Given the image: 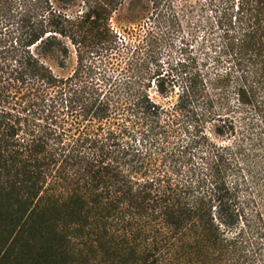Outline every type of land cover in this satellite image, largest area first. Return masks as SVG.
<instances>
[{
  "label": "trees",
  "instance_id": "1",
  "mask_svg": "<svg viewBox=\"0 0 264 264\" xmlns=\"http://www.w3.org/2000/svg\"><path fill=\"white\" fill-rule=\"evenodd\" d=\"M124 1L0 0L1 264H264V0L202 4V62L116 75L188 11L132 0L122 36Z\"/></svg>",
  "mask_w": 264,
  "mask_h": 264
},
{
  "label": "rangeland",
  "instance_id": "2",
  "mask_svg": "<svg viewBox=\"0 0 264 264\" xmlns=\"http://www.w3.org/2000/svg\"><path fill=\"white\" fill-rule=\"evenodd\" d=\"M206 1L208 0H176V4H185L188 7V11H185V16H180L179 21L171 24V26L166 29H162V31L155 35L154 38L146 39V43H141L142 47L140 46L134 54V50H132L131 53L124 50H121L118 53H116V51L115 53H112L110 57L113 56L111 60V62L114 63L113 67H115L117 63L118 66H120L118 72L114 73L116 75L119 74L125 66L135 70L148 56V60L151 59L152 62L154 60V64L161 66L163 74L169 72V69L176 66L177 62H187V59L193 58L194 56H197L199 62H202V59L204 58L203 39L205 38V30H203V28H197L196 26H198L197 21H201V16L203 15V13L200 12V7H202V4ZM138 8L139 5L137 3L132 0H125L118 12H116L110 20V25L113 30L124 36L122 29H129V25L132 26L134 24L128 22L124 16L135 13L138 11ZM135 44H137V42H135ZM75 59L74 49L73 47H70V56L65 61L64 69L58 68L54 61H48V65L53 74L57 76H66L72 72L75 66ZM99 62L100 61L96 60V63ZM110 67L111 66H108L106 70L107 74H112L113 71H116ZM151 96L156 102L162 105L166 104V102L154 96L153 90H151ZM37 104L39 105V101H37ZM38 108L42 109V106L34 105L32 110L36 111ZM176 130L180 133L178 134L175 131V133L168 136V139L165 141L168 143L167 147H177L178 144H181L179 140L183 137L185 138L186 134H184L181 126L177 125ZM134 132H132L130 128L127 129L124 134V141L131 140L130 143L135 141L136 144H140V137ZM153 164V167L160 169L161 172L173 171L174 177L180 178V176L182 177V175H186L191 172V168L195 164V160H192L191 162H184L183 165H178L177 169H173L174 162L170 161V159H162L161 157L154 161ZM2 244L3 243L0 241V249L2 248ZM1 262L0 253V264Z\"/></svg>",
  "mask_w": 264,
  "mask_h": 264
}]
</instances>
